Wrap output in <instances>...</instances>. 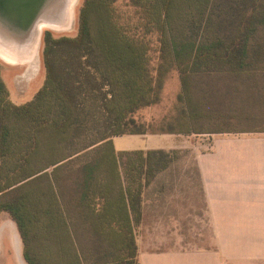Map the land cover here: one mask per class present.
<instances>
[{
  "label": "trees",
  "instance_id": "1",
  "mask_svg": "<svg viewBox=\"0 0 264 264\" xmlns=\"http://www.w3.org/2000/svg\"><path fill=\"white\" fill-rule=\"evenodd\" d=\"M75 26L43 32L45 77L26 103L0 60V223H15L27 264H140L138 238L157 227L169 240L152 251L212 249L193 151L113 138L264 132L251 115L211 120L228 85L264 107V0H83Z\"/></svg>",
  "mask_w": 264,
  "mask_h": 264
},
{
  "label": "crops",
  "instance_id": "2",
  "mask_svg": "<svg viewBox=\"0 0 264 264\" xmlns=\"http://www.w3.org/2000/svg\"><path fill=\"white\" fill-rule=\"evenodd\" d=\"M262 115V119H264V113ZM155 135L168 136L174 141L168 148L127 150L190 148L193 151L202 178L207 205V222L214 243L212 249L206 250L152 251L150 242L153 239L159 243L169 240V235L166 234L167 229L157 227L149 235L148 243H144L141 238H138L140 264H160L161 260L167 261L166 264H182L183 258L177 260L180 256H168L177 254L191 255L192 260L186 256L191 260V264H248L249 253L255 252L251 253L255 256L263 255L264 132H218L190 136L175 134L128 136L147 139ZM192 136L208 137L205 139L193 138L189 145H184V142H181V137ZM116 138L119 137L113 138V144ZM114 147L117 151H124L118 150L115 144ZM3 222L4 219L0 223V231ZM11 222L17 230L15 223ZM249 239L256 241V246L252 250L248 249ZM4 240L7 243L6 236ZM19 240H21L20 236ZM9 247H1L0 255L8 254Z\"/></svg>",
  "mask_w": 264,
  "mask_h": 264
},
{
  "label": "rangeland",
  "instance_id": "3",
  "mask_svg": "<svg viewBox=\"0 0 264 264\" xmlns=\"http://www.w3.org/2000/svg\"><path fill=\"white\" fill-rule=\"evenodd\" d=\"M83 0H74V7L72 12V21L69 23L68 26L65 27L63 30L60 26H53V25H44L45 27L41 31V36L39 43L36 47L35 52L33 55L28 59H31L32 62L28 64H11L9 62H6L0 58L2 62L5 63V68L3 70V76L8 83V86L11 91V97L12 100L17 104H23L31 100L34 95L37 93V91L41 88L45 73L42 67L41 58H40V46H41V38L42 34L45 30H49L53 32L55 35H75L76 34V14L79 6L81 5ZM33 66V67H32ZM34 72V73H33ZM26 74V75H25ZM229 90L224 89L221 96L219 95L220 99L223 100V106H218V101L214 98L215 102H213V105L211 108L213 109V117L212 120V126L214 128L223 129L228 126H234L238 128H243L245 125V121L241 119L240 117H245L247 115H251L252 118L259 117L256 121H254L257 124H264V119H262L261 116L264 113V107L262 106H251L248 105L246 107V88L240 87L239 93H231L232 88L230 85H228ZM260 99L257 97V100ZM218 100V98H217ZM258 107V108H257ZM257 108V109H255ZM234 116L238 117L237 120L234 119ZM240 116V117H239ZM251 124V123H250ZM208 136H202V137H181V142H184V145H189L190 141L193 138H202L205 139ZM91 137H87L86 139H89ZM174 141L173 139H170L168 136L164 135H155L149 138H140V137H133V136H124L116 138L114 141V144L118 150H127V149H143V148H168L171 146V142ZM177 143V142H176ZM72 148V147H71ZM181 150H187L190 148H177ZM60 154V150L57 152H54L53 157H57ZM42 157L38 156V158L35 159L36 162H39ZM35 165H31V169L34 168ZM15 178V175L13 176ZM3 227L0 231V250L1 247L4 246H10L7 251L8 254L0 255V264H26L23 260L22 256V246H21V240H19V236L17 233V230L14 226V224L11 222V220L8 217H4ZM206 223H202V227L198 230L196 228L194 229V232L196 235L199 233V237L203 236L202 233L205 229ZM194 233V237L196 238V235ZM5 236H6V242L5 243ZM191 240V238H185V241ZM194 241V239H193ZM210 242V244L213 246L214 240H207ZM205 240V242H207ZM249 242V250H252L256 246L255 240H248ZM190 248V247H189ZM255 253V252H251ZM248 254V264H264V254L263 255H254V254ZM168 256H180L177 260H180L182 264H191L192 257L191 255H168ZM189 256L191 260L189 259ZM163 257V256H162ZM165 258V257H164ZM186 258V259H185ZM255 259L256 261H252ZM261 259V260H260ZM257 260H260V262H257ZM160 264H166L167 261H159Z\"/></svg>",
  "mask_w": 264,
  "mask_h": 264
},
{
  "label": "water",
  "instance_id": "4",
  "mask_svg": "<svg viewBox=\"0 0 264 264\" xmlns=\"http://www.w3.org/2000/svg\"><path fill=\"white\" fill-rule=\"evenodd\" d=\"M73 2L74 0H0V40L9 46H31L38 34L40 40L43 25L69 24Z\"/></svg>",
  "mask_w": 264,
  "mask_h": 264
},
{
  "label": "bare ground",
  "instance_id": "5",
  "mask_svg": "<svg viewBox=\"0 0 264 264\" xmlns=\"http://www.w3.org/2000/svg\"><path fill=\"white\" fill-rule=\"evenodd\" d=\"M73 7H74V2H73ZM70 20L72 21V18ZM58 23H60V21ZM68 25L69 24H67V25L64 24L60 27H62L64 30L65 27ZM44 27L45 26L43 25V27H41V28L43 29ZM38 41H39V34L35 38L34 42L33 43L31 42V46L23 48V46L22 47L21 46L15 47V46L6 45L4 42H2L0 40V58L6 62L11 63V64H28V63L32 62V60L28 59V58L30 55L32 56L33 53L35 52Z\"/></svg>",
  "mask_w": 264,
  "mask_h": 264
}]
</instances>
